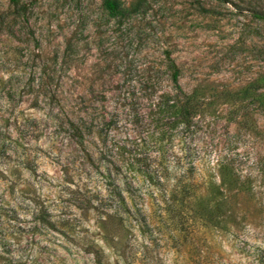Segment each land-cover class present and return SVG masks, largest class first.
<instances>
[{
	"label": "rangeland",
	"instance_id": "obj_1",
	"mask_svg": "<svg viewBox=\"0 0 264 264\" xmlns=\"http://www.w3.org/2000/svg\"><path fill=\"white\" fill-rule=\"evenodd\" d=\"M116 1L0 0V264H262L264 0Z\"/></svg>",
	"mask_w": 264,
	"mask_h": 264
},
{
	"label": "trees",
	"instance_id": "obj_2",
	"mask_svg": "<svg viewBox=\"0 0 264 264\" xmlns=\"http://www.w3.org/2000/svg\"><path fill=\"white\" fill-rule=\"evenodd\" d=\"M15 6V9L18 13H24V8L21 5H18L17 0H12ZM100 4L103 10L111 17L122 15L124 13V9L119 5L116 0H100ZM165 63L169 68V80L171 83V88L173 89V94H171L172 103L170 104L175 111V115L181 124L185 127L187 126L191 118L198 112L199 103L192 92H185L179 82V67L177 63L168 55H165ZM97 135H101L100 130H97ZM114 214L118 215V217L123 220V213L129 212V207L126 203L125 197L121 194L119 189L116 190L114 195ZM42 219H44L42 217ZM264 264V262L262 263Z\"/></svg>",
	"mask_w": 264,
	"mask_h": 264
}]
</instances>
